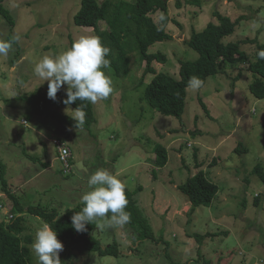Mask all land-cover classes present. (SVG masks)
Listing matches in <instances>:
<instances>
[{
    "label": "rangeland",
    "instance_id": "374dc122",
    "mask_svg": "<svg viewBox=\"0 0 264 264\" xmlns=\"http://www.w3.org/2000/svg\"><path fill=\"white\" fill-rule=\"evenodd\" d=\"M112 1L132 5L138 0ZM165 1L169 18L165 32L170 39L148 49L165 56L164 62L151 63L157 74L179 78L180 62L198 57L187 45L191 35L217 24L215 14L231 21L241 18L223 43L246 41L239 46L246 60L225 63L224 71L206 78L200 90L187 88L182 117L177 120L157 113L144 98L153 75L143 77L146 62L130 53L126 71L117 75L112 66L104 69L114 92L91 104L95 121L86 129L76 126L75 109L63 103L66 95L50 108L65 122L57 116L35 115L18 100L48 86L34 73L44 56L57 57L81 37L95 36L93 29L74 24L81 0L2 4L12 25L0 14V39H18L8 56L0 57V169L8 190L3 192L0 181V222L14 201L23 209L25 225L31 229L27 234L34 242L44 223L26 209L56 208L65 214L83 206L81 198L91 190L88 178L106 169L118 174L153 235L133 243L127 224L104 227V221H97L94 238L103 246L117 245L118 256L100 257L81 244L62 242L61 264H264V185L253 174L257 164L264 173V99L250 92L254 76L247 69L257 42L264 43V0H196L191 5L187 0ZM161 15L157 11L148 16L161 26ZM99 29L105 31L107 25L100 22ZM67 88L65 84L60 91ZM59 142L71 150L69 174L62 173ZM157 145L167 151L164 167L154 164ZM239 145L245 149L238 155ZM199 171L217 186V193L209 206L189 213L192 205L178 186ZM29 248L31 264H38Z\"/></svg>",
    "mask_w": 264,
    "mask_h": 264
},
{
    "label": "trees",
    "instance_id": "16d2710c",
    "mask_svg": "<svg viewBox=\"0 0 264 264\" xmlns=\"http://www.w3.org/2000/svg\"><path fill=\"white\" fill-rule=\"evenodd\" d=\"M5 0H0V14L9 25L12 22L8 13L2 5ZM196 0H187L186 3L191 5ZM178 7L180 3L177 2ZM157 11L162 12L165 19L160 22L162 25H156L148 16ZM217 24L210 23L201 32H194L187 45L198 57L194 61L180 62L179 78L175 79L165 74H157L151 67L154 61H165L163 54H150L148 49L156 42L169 40V35L166 34L165 28L169 23L167 14V2L165 0H138L135 4H127L119 2L115 4L112 0H105L98 3L97 0H81L79 10L73 16L74 24L77 27L91 28L95 36L100 37L102 43L111 49L108 59L111 61V66L115 73L119 75L124 70L126 71L127 62H129L130 53H137L142 62H146L143 77L146 74H152L153 77L147 85L144 93V98L151 107L159 114L165 117H172L180 120L183 113V108L186 98V89L191 77L197 76L203 81L206 78L212 77L224 71L222 68L225 63L238 64L246 60V56L240 51L239 46L243 42L238 43H223L226 37L233 35L238 22L241 20L231 21L229 18L215 14ZM104 22L107 25V30L101 31L99 23ZM13 27V26H12ZM259 50H264V43L256 44L254 52V61L249 62L248 71L253 74L254 81L249 85V90L252 95L260 100L264 99V60L257 56ZM122 67L124 69L122 70ZM143 81V78L142 80ZM143 84V83H142ZM48 86H43L37 91L30 94H22L18 100L30 106L29 112L38 115H49L58 117V121L65 122L64 118L58 111L50 110L51 106L61 100L63 95L67 96V90L58 91L55 101L48 98L45 91ZM204 111L205 105L200 102ZM73 109L79 108L85 112V123L83 129H86L90 124L94 123L92 105L89 102H76L70 104ZM77 126V122L75 121ZM64 145V144H63ZM236 153L243 152L245 148L239 145ZM155 160L154 164L157 167H164L167 163V151L164 147L157 145L154 148ZM70 163V162H69ZM253 174L257 176L264 185V173L260 164L253 168ZM4 169H0V181L2 182L3 192H8L4 182ZM181 191L190 201L192 208L191 213L195 208L201 206H209L217 193V186L208 182L203 171H199L190 176L184 184L178 186ZM128 205L126 211L131 215V220L127 225L131 229L132 241L148 240L152 237L150 225L144 219L137 202L132 199L131 193L126 190ZM10 197V195L8 196ZM11 200L14 198L11 196ZM255 200L254 204L257 205ZM1 209L2 205L0 203ZM83 206L76 207L65 214H61L58 209L50 208L43 209L41 207L29 206L26 213L33 217L40 218L45 224L56 231L57 238L67 245L81 244L87 252L98 253L100 257L113 256L119 254L117 245L103 246L100 240L95 239L97 221L86 225V230L77 232L72 225V216L74 213L82 211ZM9 212L5 213V218L0 222V264H31L32 255L30 246L33 241L31 238L30 228L25 225V217L23 209L20 205L14 203L8 207ZM111 216V213H109ZM28 220V219H27ZM27 222V221H26ZM99 222V221H98ZM213 234H208V236ZM218 235V234H216ZM195 237L205 238L202 235ZM140 246V245H139ZM139 246L137 247V250ZM168 251V250H167Z\"/></svg>",
    "mask_w": 264,
    "mask_h": 264
},
{
    "label": "clouds",
    "instance_id": "9594fccd",
    "mask_svg": "<svg viewBox=\"0 0 264 264\" xmlns=\"http://www.w3.org/2000/svg\"><path fill=\"white\" fill-rule=\"evenodd\" d=\"M161 21L165 19L163 15ZM18 37L10 40L0 39V57H7ZM111 49L105 46L98 36H83L74 41L71 47L57 57L44 56L34 67V73L43 81H48L47 96L55 101L63 85H67L65 105L77 100L96 104L106 100L114 92L112 79L105 74L111 61L107 58ZM259 59L264 60V50L257 52ZM204 81L197 76L190 78L188 87L200 90ZM74 118L78 127L85 123V112L77 108ZM90 191L82 196L84 207L72 216V225L77 232L86 230V225L93 221H104L102 226H123L130 222L131 215L126 211L128 199L126 186L106 169L96 170L87 180ZM111 213V216H109ZM6 216V215H5ZM38 264H61L59 253L63 244L57 233L49 224L40 226L31 245Z\"/></svg>",
    "mask_w": 264,
    "mask_h": 264
},
{
    "label": "built area",
    "instance_id": "2783aa9c",
    "mask_svg": "<svg viewBox=\"0 0 264 264\" xmlns=\"http://www.w3.org/2000/svg\"><path fill=\"white\" fill-rule=\"evenodd\" d=\"M65 144V143H63ZM57 154L60 161L63 163L62 165V173L69 174L70 169L68 168V159L71 157V150L66 145L57 144Z\"/></svg>",
    "mask_w": 264,
    "mask_h": 264
},
{
    "label": "bare ground",
    "instance_id": "6f19581e",
    "mask_svg": "<svg viewBox=\"0 0 264 264\" xmlns=\"http://www.w3.org/2000/svg\"><path fill=\"white\" fill-rule=\"evenodd\" d=\"M59 144H62L63 145V143H61V142H59ZM71 158V157H70ZM70 158L68 159V168L70 167V163H69V160H70ZM60 160V159H59ZM62 165H63V163H62ZM65 173V172H64ZM0 208H1V206H0Z\"/></svg>",
    "mask_w": 264,
    "mask_h": 264
},
{
    "label": "crops",
    "instance_id": "0c3cea01",
    "mask_svg": "<svg viewBox=\"0 0 264 264\" xmlns=\"http://www.w3.org/2000/svg\"><path fill=\"white\" fill-rule=\"evenodd\" d=\"M4 195H5V194H4ZM41 224H42V223H41ZM42 225H43V224H42ZM42 225H41V226H42Z\"/></svg>",
    "mask_w": 264,
    "mask_h": 264
}]
</instances>
